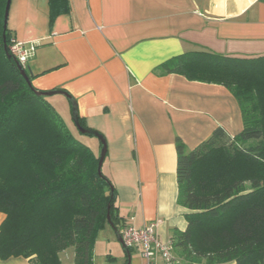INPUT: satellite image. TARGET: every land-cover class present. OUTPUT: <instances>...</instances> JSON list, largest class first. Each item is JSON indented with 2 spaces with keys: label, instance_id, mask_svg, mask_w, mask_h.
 Segmentation results:
<instances>
[{
  "label": "crops",
  "instance_id": "obj_1",
  "mask_svg": "<svg viewBox=\"0 0 264 264\" xmlns=\"http://www.w3.org/2000/svg\"><path fill=\"white\" fill-rule=\"evenodd\" d=\"M68 1L70 11L54 21L48 0L12 1V36L37 46L26 66L32 84L69 93L86 126L104 136L103 173L117 192V229L126 222L142 227L158 221L159 238L173 242L174 231L187 229L189 213L178 204L177 139L192 150L218 128L237 135L243 119L226 87L156 69L192 52L263 57L264 1ZM57 95L49 102L73 122L69 99ZM91 142L100 156V141ZM5 218L0 213V226ZM103 232L119 241L111 226ZM65 254L67 264H74L69 250L61 254L62 264ZM0 264L31 262L12 257L0 258ZM129 264L147 261L135 251Z\"/></svg>",
  "mask_w": 264,
  "mask_h": 264
},
{
  "label": "trees",
  "instance_id": "obj_2",
  "mask_svg": "<svg viewBox=\"0 0 264 264\" xmlns=\"http://www.w3.org/2000/svg\"><path fill=\"white\" fill-rule=\"evenodd\" d=\"M48 3L51 21L70 11L68 0ZM6 4L0 0V258L62 264L61 254L73 248L74 264H94L99 233L117 230L115 186L99 175L100 156L22 76L10 29L4 34ZM156 70L226 87L243 119L235 136L218 128L192 150L176 141L178 204L189 210L187 229L173 235L181 264H264V56L192 52ZM79 120L88 131L81 135L104 138Z\"/></svg>",
  "mask_w": 264,
  "mask_h": 264
},
{
  "label": "built area",
  "instance_id": "obj_3",
  "mask_svg": "<svg viewBox=\"0 0 264 264\" xmlns=\"http://www.w3.org/2000/svg\"><path fill=\"white\" fill-rule=\"evenodd\" d=\"M37 46L19 41L12 36L9 51L26 69L28 60L34 56ZM159 222L137 227L131 222H126L119 233L125 248L136 251L147 264H181L172 241L164 242L159 238L157 228Z\"/></svg>",
  "mask_w": 264,
  "mask_h": 264
},
{
  "label": "rangeland",
  "instance_id": "obj_4",
  "mask_svg": "<svg viewBox=\"0 0 264 264\" xmlns=\"http://www.w3.org/2000/svg\"><path fill=\"white\" fill-rule=\"evenodd\" d=\"M9 16H10V13H9ZM57 98H61V96L57 95V96H53V97H48V98H46V100L49 102V101H53V99H57ZM53 107L55 108L57 113L60 115V117L62 118L64 123L67 125L69 130L72 133H74V135L76 137H80L83 141H85L86 142L85 144L88 145L93 150L91 141H93V140L98 141L99 139L96 137L81 135L78 132L74 122L69 121L70 116L65 115V113H63L59 107H56V106H53ZM95 152L98 153L97 149ZM118 228H120V227H118ZM103 231L99 233L97 241H96L94 264H126V262L128 260V253H127L126 248L123 246V244H121L117 240L116 237L107 236V233H105ZM100 238H103L104 240L100 241ZM69 251L74 252L73 248L69 249ZM67 253H69V252H67ZM133 253H135V252L132 251V255H133ZM67 255L68 254H65L64 258H63L65 264H67ZM110 258H113L114 262L110 263L109 262ZM70 264H72V263H70Z\"/></svg>",
  "mask_w": 264,
  "mask_h": 264
},
{
  "label": "water",
  "instance_id": "obj_5",
  "mask_svg": "<svg viewBox=\"0 0 264 264\" xmlns=\"http://www.w3.org/2000/svg\"><path fill=\"white\" fill-rule=\"evenodd\" d=\"M12 1L13 0H7V4H6V8H5L4 34L7 31V29H8L9 13H10V8H11ZM4 44H5V51H6L7 55H8V57L11 58V55L8 52V46H7V43H6V40H5V36H4ZM18 69L20 70V72H21L22 76L24 77V79L27 81L28 85L30 87H32L30 76L27 74L25 69H23L22 66H20L19 64H18ZM57 94L64 95L65 97H67L71 101L73 122H74L77 130L80 133L87 134L88 131L86 129H84L81 126V124H80V120H79L80 115H79L77 103H76L75 99L71 95H69L67 92H64V91H55V92H37L36 91V95H38L40 97H45V98H48V97H51V96L57 95ZM97 138L100 140V143L102 145V151H101V154H100V157H99L100 160H99V167H98V173H99L100 176H102V174H103V165H104V161H105V158H106V155H107V143H106L105 139L102 136L97 135ZM108 222L111 223L110 213L108 214ZM116 233L118 234L119 241L121 242V244H123V241H122V239L120 237V233H119L118 229L116 230Z\"/></svg>",
  "mask_w": 264,
  "mask_h": 264
}]
</instances>
